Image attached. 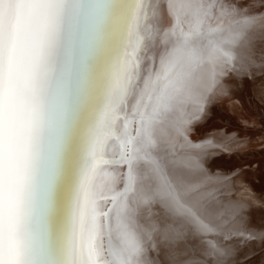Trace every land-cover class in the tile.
Here are the masks:
<instances>
[{"label": "snow or ice", "instance_id": "1", "mask_svg": "<svg viewBox=\"0 0 264 264\" xmlns=\"http://www.w3.org/2000/svg\"><path fill=\"white\" fill-rule=\"evenodd\" d=\"M166 6L180 37L162 53ZM257 15L224 0H0V264H154L161 203L212 232L165 179L158 129L193 153L211 143L169 114L178 102L203 111L217 73L197 94L187 69L205 48L231 59L225 46ZM235 251L210 240L203 254ZM254 255L239 258L264 264Z\"/></svg>", "mask_w": 264, "mask_h": 264}, {"label": "bare ground", "instance_id": "2", "mask_svg": "<svg viewBox=\"0 0 264 264\" xmlns=\"http://www.w3.org/2000/svg\"><path fill=\"white\" fill-rule=\"evenodd\" d=\"M224 3L234 10L259 13L257 22L246 37L225 46L231 59L221 51L205 48L204 63L187 69L197 84V94L205 92L212 72L217 73L218 88L205 93L203 111H198L200 106L195 103L178 102L169 114L171 120L188 121L184 125L189 130L188 139L211 143L202 152L193 153L182 147L183 137L167 123L158 129L162 143L171 152L165 179L174 195L194 205L214 230L197 233L168 204H159L151 212L159 225L154 264H245L239 258L244 253H254L253 259L264 261V0ZM8 12L12 14L13 6ZM166 12V24L159 36L162 53L180 37L179 29L173 34L175 20L167 6ZM183 19L187 31L191 17ZM210 240L232 245L236 251L217 261L203 254Z\"/></svg>", "mask_w": 264, "mask_h": 264}]
</instances>
